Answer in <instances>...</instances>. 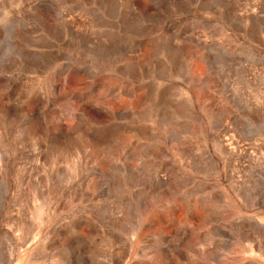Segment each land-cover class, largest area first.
I'll return each mask as SVG.
<instances>
[{"label": "rangeland", "instance_id": "rangeland-1", "mask_svg": "<svg viewBox=\"0 0 264 264\" xmlns=\"http://www.w3.org/2000/svg\"><path fill=\"white\" fill-rule=\"evenodd\" d=\"M0 264H264V0H0Z\"/></svg>", "mask_w": 264, "mask_h": 264}]
</instances>
